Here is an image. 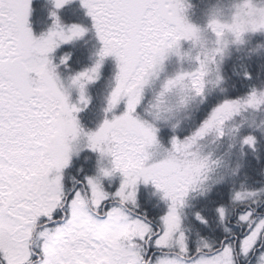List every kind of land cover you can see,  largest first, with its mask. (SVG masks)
<instances>
[{"label":"snow or ice","instance_id":"1","mask_svg":"<svg viewBox=\"0 0 264 264\" xmlns=\"http://www.w3.org/2000/svg\"><path fill=\"white\" fill-rule=\"evenodd\" d=\"M66 2L54 0L56 8ZM30 3L0 0V264H237V256L247 257L264 245V218L257 220L251 209L239 216L248 230L225 237L215 249L202 240L190 252L180 230L177 208L219 163L198 151V141L212 131L216 114L238 99L216 106L192 135L173 136L168 155L149 162L150 149L159 143L158 130L134 113L157 58L192 31L180 14L183 0H82L102 47L96 64L73 78L80 99L86 101L85 85L97 78L107 56L115 57L118 73L106 111L127 98L121 115L106 118L85 134L87 147L110 158L111 167L100 170L103 176L119 172L123 179L110 194L98 178L89 177L87 189H77L70 200L63 190L62 170L70 163L71 142L83 130L74 115L80 109L58 85L49 53L85 29L72 25L65 32L53 12V27L37 38L28 23ZM245 4L251 7V0ZM257 30H264V23L254 22L252 31ZM197 84L193 80L196 94L202 96L203 87ZM223 123L216 128L220 137ZM242 142L255 147L252 135ZM140 181L151 182L171 202L159 228L129 214L127 205L136 204ZM110 195L117 204L108 207ZM253 195L237 191L233 199ZM217 212L223 221L226 208L220 206ZM197 218L207 222L199 214ZM34 238L39 240L35 246ZM258 264H264V253Z\"/></svg>","mask_w":264,"mask_h":264},{"label":"trees","instance_id":"2","mask_svg":"<svg viewBox=\"0 0 264 264\" xmlns=\"http://www.w3.org/2000/svg\"><path fill=\"white\" fill-rule=\"evenodd\" d=\"M213 2L214 0H191L194 7L190 8V16L192 12L195 16V22L192 23L203 26ZM254 2L264 4V0ZM53 12L59 18L60 26L79 25L85 29L81 37L62 42L52 53L51 60L59 79L75 86L70 82L71 78L96 64L100 59L102 42L82 0H68L60 8L55 7L54 0H31L28 20L33 26L34 34L38 35L53 27L55 20L51 15ZM243 41L242 44L231 45L220 60L224 83L215 89L206 87L203 95L198 96L191 105L187 117L182 120L179 127L173 129L163 122H155L159 143L150 149L153 153L150 163L163 158L165 149L171 148L173 136L184 139L192 135L211 111L223 101L241 99L254 89L264 90V53L254 54L255 46L264 43V30L245 33ZM181 45L183 48L191 46L190 42L183 40ZM103 61L98 78L92 84L89 83L84 90L87 105L75 114L84 134L77 138L74 143L75 149L70 154V163L62 170L63 190L67 199L71 193L72 197L77 189L86 190L89 177L98 176L104 190L110 194L115 193L121 179V176L115 175L116 173L107 177L101 174L102 168L111 167L110 158L87 147L85 135L97 130L106 118L111 120L126 110L125 97L111 110L106 111L111 92L116 86L118 64L114 56L104 57ZM192 66L195 65L172 55L159 79L145 87L144 99L137 105L134 114L142 120L152 122V117L145 110L152 92L166 76L174 74L181 68L188 69ZM79 95L80 90L73 87L72 100L75 101ZM247 135L255 137L254 148L243 144V137ZM198 150L219 163L212 167L208 179L200 187L191 189L185 196L183 205L177 208L181 218V231L184 232L186 243L192 253L202 240H206L215 249L221 246V241L225 237L231 239L244 234L248 226L239 221V216L249 209L254 211L257 220L264 218V105L256 109L248 108L227 121L222 137L209 134L201 138L198 141ZM109 179L115 183H109ZM237 191H251L255 195L236 201L233 196ZM105 203L111 207L116 205L117 201L110 195ZM170 203L151 182L145 184L140 181L137 184L136 204H128L127 208L134 218H145L156 229L161 227L160 218L167 213ZM220 206L226 208V217L223 221L217 212ZM197 214L207 222L198 219ZM38 243L39 240L34 238V246ZM261 253H264V245H259L247 257L237 256V264H256Z\"/></svg>","mask_w":264,"mask_h":264},{"label":"clouds","instance_id":"3","mask_svg":"<svg viewBox=\"0 0 264 264\" xmlns=\"http://www.w3.org/2000/svg\"><path fill=\"white\" fill-rule=\"evenodd\" d=\"M192 7L194 5L191 0H183V8L180 13L186 22L192 25V31L187 36H182L178 41L172 43L170 47L165 48L162 57L157 58L141 88L140 102L144 99L145 87L159 79L164 67L163 62L169 55H176L181 60H186L190 65H195L188 69L181 68L174 74L166 76L160 81L159 87L152 92L145 109L152 117V122L144 121L156 129L155 122H163L175 129L187 117L189 108L200 96L195 92L193 80H196L197 86H202L203 90L206 87L213 89L220 87L224 83V77L220 71V60L231 45L244 42L245 33L256 32L252 31L254 22L264 23V4H257L254 0H251V7L245 4V0H214L209 8L207 21L203 26L194 24L188 19L187 13ZM237 33L241 34L239 40ZM182 40L190 42L191 46L183 48ZM261 53H264V43L255 46L254 54L259 55ZM252 91L256 92L255 97L250 96ZM252 91L246 97L238 99L237 104L221 109L214 118L212 131L207 135L217 134L216 128L220 122H224V130L225 123L235 115L243 113L248 108L256 109L260 105H264V90L254 89ZM250 100L251 103H249ZM80 135L81 133L78 137ZM77 138L71 142L73 150L75 149L73 142ZM167 155L165 149L163 158Z\"/></svg>","mask_w":264,"mask_h":264},{"label":"rangeland","instance_id":"4","mask_svg":"<svg viewBox=\"0 0 264 264\" xmlns=\"http://www.w3.org/2000/svg\"><path fill=\"white\" fill-rule=\"evenodd\" d=\"M68 1V0H67ZM187 15H188V19L191 21V22H195V20H194V14H193V12H192V15L190 16V9L188 10V13H187ZM28 23H29V27L32 29V32H33V35L35 36V37H37V38H39L41 35H43V34H46L50 29H47L46 31H44V32H41V33H39L38 35L37 34H34V29H33V26L30 24V22H29V20H28ZM63 29H64V31L65 32H67L68 31V29L70 28V27H65V26H61ZM79 37H81V36H79ZM62 43V42H61ZM60 43V44H61ZM59 44V45H60ZM58 45V46H59ZM57 46V47H58ZM57 47L53 50V51H55L56 49H57ZM53 51L51 52V53H49V57H50V59H52V53H53ZM172 55H169L165 60H164V62H163V65H164V67H163V70L166 68V64H169V60H170V57H171ZM104 61H102V63H103ZM114 73H115V67H114ZM117 73H118V70H117ZM57 74V73H56ZM77 75V74H76ZM75 75V76H76ZM75 76H73L71 79L72 80H70V82L71 83H73V78L75 77ZM98 76H99V73H98V75H97V78H98ZM59 78V77H58ZM96 78V79H97ZM95 79V80H96ZM94 81V80H93ZM93 81H90V82H88L86 85H85V88L89 85V83H91L92 84V82ZM65 82L63 81H61L60 79H58V85L61 87V89L66 93V95L68 96V100H69V103L70 104H75V105H77V107L81 110V109H83L86 105H87V100H86V102H83V101H81V99H80V95L79 96H77L76 97V99H75V101L74 100H72V88L73 87H77V89H79V87H78V85L77 84H75V86H73L72 84H67V83H65ZM67 86V88H66V86ZM80 90V89H79ZM124 100H126V106H127V98H125ZM79 110V111H80ZM79 111H77V112H79ZM76 114V112L74 113V115ZM82 134H84V132L82 131L81 132V135ZM80 135V136H81ZM77 141V140H76ZM76 141H74L73 143H75ZM157 160H159V159H157ZM154 161V160H153ZM109 166H107V168H108ZM115 175H119V176H121V174L119 173V172H116V174ZM62 176H63V171H62ZM93 177H96V178H98V179H100L98 176H93ZM116 177V176H115ZM122 179H123V177L121 176V179H120V182H118V187H117V189L119 188V186H120V183H121V181H122ZM111 182V180L109 179V183ZM111 183H115L114 181L113 182H111ZM62 184H63V181H62ZM63 187H64V185H63ZM72 194V193H71ZM71 194H70V197H71ZM75 194V192L73 193V195ZM72 195V196H73ZM70 197H69V200H70ZM72 198V197H71ZM180 230H181V227H180ZM256 264H258V262L256 263Z\"/></svg>","mask_w":264,"mask_h":264}]
</instances>
